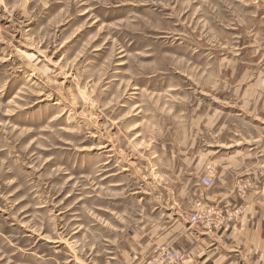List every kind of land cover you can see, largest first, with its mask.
Instances as JSON below:
<instances>
[{
    "label": "rangeland",
    "instance_id": "obj_1",
    "mask_svg": "<svg viewBox=\"0 0 264 264\" xmlns=\"http://www.w3.org/2000/svg\"><path fill=\"white\" fill-rule=\"evenodd\" d=\"M259 76L264 0H0V264L171 247Z\"/></svg>",
    "mask_w": 264,
    "mask_h": 264
},
{
    "label": "crops",
    "instance_id": "obj_2",
    "mask_svg": "<svg viewBox=\"0 0 264 264\" xmlns=\"http://www.w3.org/2000/svg\"><path fill=\"white\" fill-rule=\"evenodd\" d=\"M250 84L254 91L249 113L254 124L242 133L235 129V144L224 143L233 150H225L214 160L207 161L203 155L204 166L213 161L221 170L209 196H205V188L196 190L204 204H240L245 210L228 230L210 232L197 224L169 227V245L182 254L183 264H264V78L259 76ZM151 248L144 244L140 259L136 261L139 257L135 255L132 262L141 264L156 247Z\"/></svg>",
    "mask_w": 264,
    "mask_h": 264
},
{
    "label": "built area",
    "instance_id": "obj_3",
    "mask_svg": "<svg viewBox=\"0 0 264 264\" xmlns=\"http://www.w3.org/2000/svg\"><path fill=\"white\" fill-rule=\"evenodd\" d=\"M200 182L207 188L213 184L210 177L206 175L200 179ZM261 189L264 190V183L261 185ZM244 210V205L240 204L217 206L198 203L196 210L190 214L189 221L191 224L200 225L210 232L228 230L238 223ZM144 264H183V256L168 245H160Z\"/></svg>",
    "mask_w": 264,
    "mask_h": 264
}]
</instances>
